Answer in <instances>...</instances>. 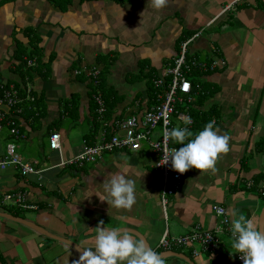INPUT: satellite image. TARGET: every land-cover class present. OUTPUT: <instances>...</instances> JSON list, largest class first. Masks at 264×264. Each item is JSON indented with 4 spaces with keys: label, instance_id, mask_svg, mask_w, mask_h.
<instances>
[{
    "label": "crops",
    "instance_id": "crops-1",
    "mask_svg": "<svg viewBox=\"0 0 264 264\" xmlns=\"http://www.w3.org/2000/svg\"><path fill=\"white\" fill-rule=\"evenodd\" d=\"M258 1L169 0L167 7L156 10L151 0H72L66 9L54 0H0V81L19 91V103L9 111L24 134L15 139L4 129L0 152L14 140L17 150H32L29 159L21 155L39 169L25 176L15 166L0 170V211L14 210L16 216L83 248L94 250L95 228L103 220L105 228L128 229L144 239L166 264H238L229 232L220 234L222 248L215 253L194 255L184 247L164 250L159 242L166 230L170 236L188 234L196 226L215 230L220 221L217 204L226 207L231 220L232 213H243L260 225L264 8ZM192 35L197 36L189 45L191 55L208 63L225 62L202 74L197 81L201 90L194 96L208 95L198 109L208 113L221 135L230 137L229 151L217 160L214 174L195 168L189 172L170 198L166 217L160 201L161 175L154 169L155 159L144 151L148 146L109 151L82 167L59 164L92 143L103 128L94 119L96 84L87 70L104 72L110 67L106 86L112 90L108 98L115 107L113 116L141 112L150 99L144 74L151 69L155 78L160 77L172 65L181 41ZM131 74L138 78L128 81ZM201 120L194 133L203 130ZM53 130L61 135L60 149L47 148ZM115 174L136 183L131 210L101 200L110 199L103 182ZM7 192L26 193L25 202L34 208L6 201ZM80 255L62 240L0 216V264H74Z\"/></svg>",
    "mask_w": 264,
    "mask_h": 264
},
{
    "label": "built area",
    "instance_id": "built-area-1",
    "mask_svg": "<svg viewBox=\"0 0 264 264\" xmlns=\"http://www.w3.org/2000/svg\"><path fill=\"white\" fill-rule=\"evenodd\" d=\"M231 4L226 5L224 10H228ZM197 35L185 38L180 43V51L174 57L171 66L167 67L160 77L154 79V85L162 91L156 94V99L147 105L141 112H134L127 116H113L108 119L105 117L106 105L102 96L93 95L94 102L97 104V123H101L103 128L98 135L95 136L92 143L84 145L82 151L78 154L61 160V165H75L82 167L88 163H94L102 158L103 154L116 149H125L128 151H138L143 147V142L149 147L150 152L156 156L154 169L161 175V191L160 201L164 215L167 217L168 205L170 198L181 187L184 177L194 168L188 170L184 174H180L173 170L171 162L161 166L160 159L163 156V150L171 151L179 149L177 145L169 139L166 143L163 140V131L165 127L169 130L175 128L174 119L181 122L178 127H185L183 118L190 117L192 123L187 125L191 127L194 119L190 116L189 104L194 100V96L201 90L199 79L202 74L207 71L217 69L222 62L215 59L210 63L199 61L194 55L190 54L189 45ZM77 73L84 72L77 70ZM88 75L98 84L100 70L94 67L88 71ZM16 90L12 85L0 81V133L8 128L11 136L16 138H24V134L15 125L13 118L8 117L6 107L12 108L18 102ZM185 105L182 109L179 105ZM161 126L162 134L160 139H153L152 134L156 127ZM159 148L155 149L156 146ZM50 149L61 148V135L57 130L50 133L49 138ZM162 162V159L161 161ZM9 166H15L22 175L29 173H39L30 163L24 162L22 156L17 151L15 142L6 144V152L0 154V170L7 169ZM4 199L11 203L22 204L26 209L33 208L34 205L26 203V193L24 192H7ZM224 211L223 215H218L220 221L215 230H206L200 226H196L190 233L180 236H170L166 230L162 235L159 246L164 250H172L174 247L191 248L194 255L201 254L202 251L215 253L222 248L221 233L230 232L231 218L226 207L217 204V209ZM211 236V239L209 237ZM238 264H243L240 254H236Z\"/></svg>",
    "mask_w": 264,
    "mask_h": 264
},
{
    "label": "clouds",
    "instance_id": "clouds-1",
    "mask_svg": "<svg viewBox=\"0 0 264 264\" xmlns=\"http://www.w3.org/2000/svg\"><path fill=\"white\" fill-rule=\"evenodd\" d=\"M169 0H151L156 10L168 6ZM185 127H175L169 130L165 127L163 140L171 139L176 144H182L179 149L163 150L161 166L171 162L173 170L184 174L195 168L200 173L214 174L216 162L222 154L229 151L230 137L221 135L211 120L203 130L194 133L187 127L192 123L190 117L183 118ZM159 148L157 145L155 149ZM123 168V166H121ZM127 171L126 168L123 169ZM104 190L110 199H101L116 209L131 210L136 203V183L125 174H115L103 182ZM218 215H223L222 209H217ZM231 236L233 238V253H239L243 264H264V227L253 222L243 213H232ZM100 220L95 228L96 236L94 250L77 246L81 251L79 260L74 264H166L165 257L153 250L142 238H136L128 229L114 227L105 228ZM211 239V236L209 237Z\"/></svg>",
    "mask_w": 264,
    "mask_h": 264
},
{
    "label": "trees",
    "instance_id": "trees-1",
    "mask_svg": "<svg viewBox=\"0 0 264 264\" xmlns=\"http://www.w3.org/2000/svg\"><path fill=\"white\" fill-rule=\"evenodd\" d=\"M53 1V0H52ZM56 1L58 4L61 5V7L63 9L68 8V6L72 3V0H54ZM117 2H126L125 0H116ZM129 2L136 4L137 0H130ZM258 6L261 8H264V2L259 0L258 1ZM107 69H110L107 68ZM106 69V70H107ZM106 70L103 72L102 70H100L101 75H99V80H98V84L95 85L96 88H94L92 95L94 94H100L102 96V98L105 101V105H106V112H105V117H107L108 119H110L113 115L114 112V105L113 103L110 101V99L108 97H106L105 95V89L103 87V83H104V78H103V73L106 72ZM107 73V72H106ZM144 75H148L150 76V81L151 83L148 86V94H149V101L147 103V105H150L151 102H154L156 99V94L160 91H162L161 89H157L154 85V78L156 76H154V74L151 72V69L145 73ZM92 79V78H91ZM194 81H198L197 79H194ZM92 81L94 82V79H92ZM200 93H205V92H200ZM208 97V95H197L196 97H194V100L191 104H189V114L191 117H193L194 119V125L192 127H190L189 129L194 131V127H198L197 125H199V121L201 119L204 118V120H201L200 124L203 126L206 125V123H208L209 121H211V119L208 117V113L207 112H202L201 110L198 109V107L202 106V103L204 102V100ZM92 101H93V106H94V119H96L98 113H97V104L94 102L93 96H92ZM185 105H179L178 108H183ZM205 113V114H204ZM203 114V117L201 118L200 115ZM175 145H177L179 148L183 147L182 144H176L175 142H173ZM7 211L11 212L14 215H19L18 212H15L14 210H10V209H6Z\"/></svg>",
    "mask_w": 264,
    "mask_h": 264
},
{
    "label": "rangeland",
    "instance_id": "rangeland-1",
    "mask_svg": "<svg viewBox=\"0 0 264 264\" xmlns=\"http://www.w3.org/2000/svg\"><path fill=\"white\" fill-rule=\"evenodd\" d=\"M125 1H126V2H129L130 0H125ZM107 59H108L107 61L109 62V61H110V58H107ZM108 65H110V64H108ZM106 75H108L106 72L103 73V78H104L103 87H104V89H105V95H106V97H108L110 91H112V90L108 89L109 87L106 86V82H107V77H106ZM144 76H147V78H148L147 82H148V85H149V84L151 83V81H150V76H148V75H144ZM90 78H91V77H90ZM132 78H134V79H132ZM137 78H138V75H136V74H131V75L128 76V81H135ZM118 94L120 95V93H118ZM123 96H126V95L123 94ZM117 102H118V101H117ZM174 123H175V126H176V127H178V125H181V122H180V121H177L176 119H174ZM161 134H162L161 126H158V127H156V128L154 129L153 134H152V138L158 140V139L161 138ZM1 142H2V144H5V142H4L3 140H1ZM143 146H144V147L147 146V145L145 144V142H143ZM47 148L50 149L48 145H47ZM21 150H22V151H20V149H18L19 153L22 154L23 156H25L27 159H29L28 156L31 154L32 150H31L30 148H28V147H23ZM148 150H149V151H148ZM144 151H146V155L149 157L150 160H152V159H156V156L153 155V154L150 152V149H149L148 147L145 148ZM22 155H21V156H22Z\"/></svg>",
    "mask_w": 264,
    "mask_h": 264
},
{
    "label": "water",
    "instance_id": "water-1",
    "mask_svg": "<svg viewBox=\"0 0 264 264\" xmlns=\"http://www.w3.org/2000/svg\"><path fill=\"white\" fill-rule=\"evenodd\" d=\"M0 216H3V217H6V218H9V219H12L14 221H17V222H20V223H23V224H26L36 230H39L41 232H43L44 234H47L48 236H51L52 238H55V239H58V240H62L64 242H66L67 244L71 245L72 247H74L76 250H77V246L79 244H77L76 242H73L69 239H66V238H63V237H60L56 234H52L51 232H47L44 228L40 227L37 223H34L26 218H23L21 216H16V215H13L11 213H8V212H2L0 211ZM260 226L261 227H264V210L262 212V216H261V219H260ZM80 246V245H79ZM81 253V251H79ZM194 264V263H192Z\"/></svg>",
    "mask_w": 264,
    "mask_h": 264
},
{
    "label": "bare ground",
    "instance_id": "bare-ground-1",
    "mask_svg": "<svg viewBox=\"0 0 264 264\" xmlns=\"http://www.w3.org/2000/svg\"><path fill=\"white\" fill-rule=\"evenodd\" d=\"M34 64V62L33 61H29V65H33ZM19 97V91H18V93H17V100H18V102L15 104V106H13L12 108H6V111L8 112L7 113V115H8V117H11V118H13L14 116H13V113H10V111H9V109H13V108H15V107H17V104L19 103V100H20V98H18ZM6 129V128H5ZM8 129V128H7ZM9 130V129H8ZM21 131V130H20ZM3 132V131H2ZM22 132V131H21ZM10 133V132H9ZM23 133V132H22ZM11 135V134H10ZM13 137V136H12ZM13 138H15V139H19V138H16V137H13ZM20 139H23V138H21L20 137ZM15 142L16 143V141H14V140H8L7 142H6V144L8 143V142ZM6 144H5V151L3 152V153H5L6 152ZM17 144V143H16ZM17 148H18V145H17ZM18 151V150H17ZM2 152H0V154H3ZM19 153V152H18ZM21 155V154H20ZM23 158V157H22ZM24 160V159H23ZM25 162V161H24ZM27 163H29V162H27ZM61 163V162H60ZM59 163V164H60ZM32 166H34V168H36V170H39L37 167H36V165H35V163H30ZM29 174H32V173H29ZM29 174H27V175H29ZM23 176H25V175H23ZM34 208V207H33ZM33 208H27V209H33Z\"/></svg>",
    "mask_w": 264,
    "mask_h": 264
}]
</instances>
